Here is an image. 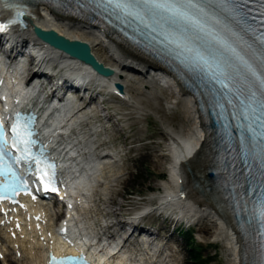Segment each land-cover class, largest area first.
<instances>
[{"label": "bare ground", "instance_id": "bare-ground-1", "mask_svg": "<svg viewBox=\"0 0 264 264\" xmlns=\"http://www.w3.org/2000/svg\"><path fill=\"white\" fill-rule=\"evenodd\" d=\"M33 25H39L44 28H54L69 38H78L89 42L99 59L116 69L115 76L114 78L108 80L109 83L113 82L115 79L124 81L125 78L122 79V76L118 74L117 69H120L121 64L134 65L136 63V59L140 62L138 63L139 66L142 65L143 69L148 71V65L150 64L149 61L142 58L140 59V57L137 56L133 57L127 49H122L114 44L111 45L108 43L106 47L113 51L114 55L119 58L120 62H117V60L113 57L114 55L108 57L109 59H105V55L103 56L98 52V49H101L100 47L104 45L105 41V39L100 35V31L97 29L91 30L89 29L91 28L90 26L81 25V23L75 19L58 18L56 16L53 17L52 15L50 17V15H47L46 13L39 12L38 16L34 18ZM19 36L22 37V39L37 41L35 34L31 29L24 31ZM153 73L154 75H158L156 71ZM183 91L184 94L181 97V101L186 104L187 111L189 112V118L193 120V124L190 126L187 134H182L185 130L180 129L175 132L178 136L175 135L173 137L174 140L172 143V150L175 162L171 166V178L166 182V192L161 195L160 198V202L162 204L161 206L169 213L172 211L176 212V214H179V217L181 218L196 216L215 220L217 225H219V229H221L222 237L226 240L228 251L232 257L233 263L243 264L241 262L240 241L237 232L233 229L229 221L222 215L221 210L217 206L216 194L212 193V191L206 188L200 181L202 180V177H200L201 175L197 168L202 165L204 161L206 162L208 158L207 151L206 154H204L205 149L203 151L201 150L204 145L205 138L203 129L199 124V120L197 121V116L200 114V107L194 96H191L185 88H183ZM11 93L12 95L9 97L11 100L15 98L13 95H17L23 105L29 106L31 104L32 91H27V89L23 87L22 82L16 87L14 86L11 89ZM81 116L84 118L83 122L80 123L76 134L73 135V137H85L83 144H81L78 149L81 150L84 147L90 148L94 154L103 152L105 148L102 146L105 143L97 137L102 129V124L95 119L96 116L86 117L84 112ZM200 145H202V147L196 151ZM85 199L86 198L83 196L78 199V202L83 204V206L80 207V210L83 211V213H80L79 216L80 225H76L72 228L71 226L75 220H71L65 224L68 228H71V239L67 238L65 235H60L49 220L48 222L46 220H42V222H38L40 225L36 226L37 222L35 220V215L39 218L45 217L43 208L41 205L30 204L27 202L24 205V208L19 209V211H14L17 219L23 220L27 226L25 234L26 237L18 236L14 239V231L12 227L4 229L2 234L5 233L8 237H10L11 244L14 245L18 243L21 245L22 250L27 253L24 256V259L26 258V264H41L48 251L45 245L52 248L57 247V250H62L63 247H68L69 250H72L75 253L79 251V249H84L90 246L94 251H98V249L112 251L113 245L106 243L107 241H103L104 235H106L104 233L110 234L112 232L111 229L106 228L103 225L100 227L98 223H96L97 228L89 226L91 221L94 219L97 210L94 208H85L84 205H87L88 207L91 206L87 204V202L85 203ZM74 212H76V210H73V213ZM33 234H44L48 238H52L55 244L52 245L45 242L44 247H39L38 245L42 240L39 238L35 239ZM27 238L30 240H27ZM2 240L3 238H0V241ZM37 240H39V242ZM59 242H62L64 246L62 247ZM0 245H2L4 250H6L4 243ZM132 255L133 253L124 254L122 256V260L128 261L129 264H140V262L135 261V259L132 262L130 261L134 258V255ZM136 260L138 259L136 258Z\"/></svg>", "mask_w": 264, "mask_h": 264}, {"label": "rangeland", "instance_id": "rangeland-1", "mask_svg": "<svg viewBox=\"0 0 264 264\" xmlns=\"http://www.w3.org/2000/svg\"><path fill=\"white\" fill-rule=\"evenodd\" d=\"M99 52L105 55V59L111 56L105 47H101ZM128 73L130 76L126 83L138 105L134 108L131 105L116 103V107L123 111V118L112 114L110 122L111 134L118 144L123 143L127 150L125 156L127 164L123 170L128 174L125 175L126 179L122 177L110 189L108 198L112 204L111 206L108 203L102 204L101 212L104 216L108 212L114 215H134L149 202H144L143 199H149L152 194L164 193L161 183L167 182L170 178L174 162L172 134L180 129L188 132L193 124L185 103L176 102L177 105L174 106L163 103V97L172 98L175 96L174 93L158 87L156 83L152 86L142 73L132 71ZM147 84L150 87H147ZM154 203L159 205L157 199L153 200ZM116 215L113 220L107 217L105 219L109 222L123 219L120 216L117 218ZM158 218L159 226L170 228L169 222L165 223L160 215ZM154 220L155 216L149 218V221ZM174 242H178V248L184 251L174 255L183 261L182 264H234L226 240L221 235V229L213 219L204 218L191 230L175 231L171 239L165 243L171 247ZM192 244L197 255H203L201 262L193 261L190 249ZM170 247L169 252L174 253ZM20 262H11L9 259L7 263L0 261V264H21Z\"/></svg>", "mask_w": 264, "mask_h": 264}, {"label": "water", "instance_id": "water-1", "mask_svg": "<svg viewBox=\"0 0 264 264\" xmlns=\"http://www.w3.org/2000/svg\"><path fill=\"white\" fill-rule=\"evenodd\" d=\"M38 32L42 37L51 41L55 45L67 49L80 58L86 59L87 61L91 62L101 72L106 74H112L114 72L112 68L106 67L95 57V55L91 51L90 44L83 41H72L71 39L63 35H60L56 31H46L40 27L38 28Z\"/></svg>", "mask_w": 264, "mask_h": 264}, {"label": "trees", "instance_id": "trees-1", "mask_svg": "<svg viewBox=\"0 0 264 264\" xmlns=\"http://www.w3.org/2000/svg\"><path fill=\"white\" fill-rule=\"evenodd\" d=\"M196 256V255H195ZM196 259H197V257H196Z\"/></svg>", "mask_w": 264, "mask_h": 264}]
</instances>
